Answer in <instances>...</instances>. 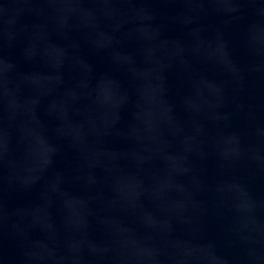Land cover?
Returning <instances> with one entry per match:
<instances>
[{
  "label": "water",
  "instance_id": "1",
  "mask_svg": "<svg viewBox=\"0 0 264 264\" xmlns=\"http://www.w3.org/2000/svg\"><path fill=\"white\" fill-rule=\"evenodd\" d=\"M0 264H264V0H0Z\"/></svg>",
  "mask_w": 264,
  "mask_h": 264
}]
</instances>
